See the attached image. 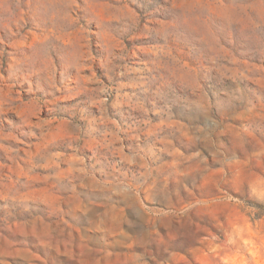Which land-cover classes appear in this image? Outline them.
Returning <instances> with one entry per match:
<instances>
[{
	"label": "rangeland",
	"instance_id": "rangeland-1",
	"mask_svg": "<svg viewBox=\"0 0 264 264\" xmlns=\"http://www.w3.org/2000/svg\"><path fill=\"white\" fill-rule=\"evenodd\" d=\"M0 264H264V0H0Z\"/></svg>",
	"mask_w": 264,
	"mask_h": 264
}]
</instances>
